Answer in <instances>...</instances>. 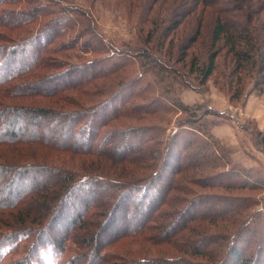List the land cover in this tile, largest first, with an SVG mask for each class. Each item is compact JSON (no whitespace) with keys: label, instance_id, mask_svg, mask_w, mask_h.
I'll list each match as a JSON object with an SVG mask.
<instances>
[{"label":"trees","instance_id":"trees-1","mask_svg":"<svg viewBox=\"0 0 264 264\" xmlns=\"http://www.w3.org/2000/svg\"><path fill=\"white\" fill-rule=\"evenodd\" d=\"M22 1L28 5L27 9L9 11L3 7ZM254 1H231L236 6L233 8L243 11L238 22L222 16L217 9L211 37L213 44L224 40L235 66L241 69L250 65L262 74L257 91L262 93L264 33L257 31L254 22L264 26V19L256 17L264 7L257 11ZM53 3L52 0H0L2 28L23 31L28 24L44 20L39 30L27 37L22 35L0 44V215L10 217L9 222L18 219L7 229L1 227L0 237L11 238L15 248L25 245L29 248L26 254L29 256L12 262L6 260L9 254L0 252V264H32L44 246L64 251L70 244H74L76 252L62 264H264V248L259 249L264 245V219L258 217L255 225L248 220L246 226L242 224L233 231L213 230L220 221L242 214L248 207L246 197L236 199L209 191L183 195L191 190L182 182L186 178L183 174L200 169L205 162L218 160L220 141L210 129L204 131L192 126L195 120H187L165 140L166 127L162 125L111 123L120 117L141 120L166 107L196 117L198 108L194 110L182 101L171 102L172 87L167 95L159 93L149 102L135 103L134 99L147 91L140 87L141 72L118 80L89 104L71 102L68 97L73 96L71 91L85 95L86 99L89 86L116 74L130 57L118 49H102L107 45L105 38L95 33L97 38L86 40H92L93 46L84 41L85 45L79 49L85 52L102 49L104 55L91 61H71L61 67V59H55L53 44L69 30L90 35L86 29L92 16L80 12L83 10L80 8L78 12L65 9L62 3L55 10L51 7ZM225 3L230 2L197 0V5L186 10L179 9V4L176 13H183H179L181 17L175 20L173 28L198 7L216 9ZM226 6L221 8L227 10ZM49 14L58 17L47 18ZM201 29L199 22L196 34L188 43L196 41ZM180 48L184 55L187 48L184 45ZM216 56L215 52L210 53L203 66L191 63L190 71L200 80L198 86L184 73L175 75L181 77L182 85L201 89L215 70ZM145 62L148 61L142 64ZM153 66H157L156 73L161 78H170L167 64L155 60ZM48 69L52 71L43 75ZM29 76L31 81L25 80ZM15 96L45 97L54 105H10L5 101ZM65 104L74 106L65 107ZM184 130H192L190 135L200 133L202 137H189ZM156 150L158 165L153 156ZM223 158L221 154L220 160ZM43 160L46 162L42 163ZM75 162L79 167H74ZM134 169L147 171L127 177L129 170L133 174ZM223 170L230 172L224 185L213 180L217 176L214 173L189 181L201 188L259 185L255 180L248 183L249 179L253 180L251 173L234 165ZM244 178L248 181L244 182ZM28 218L35 223H26ZM117 244L121 249L114 248ZM36 260L41 263L39 257Z\"/></svg>","mask_w":264,"mask_h":264},{"label":"rangeland","instance_id":"rangeland-1","mask_svg":"<svg viewBox=\"0 0 264 264\" xmlns=\"http://www.w3.org/2000/svg\"><path fill=\"white\" fill-rule=\"evenodd\" d=\"M52 1L54 3L51 7L55 10L58 5L62 3L65 9L78 12L77 8H80L83 9L79 10L80 12L89 13V15L92 16V19H90V27L86 29L90 35L84 36V31L77 32L75 30H69L66 35L57 39L53 44L52 49H54L55 52V59H61V67L67 66L71 61L94 60L104 55L101 50H108L106 49L108 47L121 50L130 57V60L123 64L122 68H120L116 74L98 80L96 85L93 83L89 86L86 99L84 98L85 95L77 93L76 91H71V93H73L71 95L73 96L68 95L71 102L81 101L89 104L98 99L101 93L110 90L118 80L134 77L140 72L142 74V84L140 87H144L147 91L142 93L140 97H136L134 99L135 103L146 100L149 102L150 99H154L159 93L167 95V93L170 92V87H172V91L169 93L170 101H182L194 110L198 108V111L195 112L197 115L196 117L192 116L190 112H181L176 108L166 107L159 113L151 114L141 120L120 117L113 120L111 123L115 125H127L132 123L162 125L166 127L165 140H167L168 135H170L174 128L181 123H185L187 120H195L196 122H194L192 126H197L204 131L209 129L212 131L213 126L219 123H229L232 127L231 131L234 133L232 135L234 136L233 142L230 140V143H225L214 135L220 141V147H217V149H219V153H217L219 156H217L218 160L214 156L216 160L213 158V162H205L200 169H192L185 172L183 175H185L186 178H182V182L185 183L187 187H190L191 190H187L186 194L183 195L189 196L192 192L209 191L207 193L221 194L232 198L235 197L236 199L242 196L246 197L248 207L243 213L239 216L235 215L227 221H220L216 227H213L215 231L228 229L233 231L242 224L246 226L248 220H251L249 222L255 225L259 221L258 217H260L262 221L264 219V92H257L260 87L258 85H260L259 80L262 74H258L257 70L250 65L241 69L235 66L233 54L227 51L228 47L225 45L224 40H220L213 44L211 37L215 17L218 14L216 12L217 9L221 12L222 16L232 20V22L240 21L243 11L233 8L236 6L231 3L232 0H227L230 3L223 4V6L227 5V10H224L222 5L221 7L223 8L220 6V8L216 9L204 7L205 10L202 9V7H198L194 13L190 14L188 17L185 16L180 24L173 28L175 20L181 17L178 16L179 13H183L182 11L176 13L177 9L175 10V7L180 4L181 6H179L180 8L178 7L179 9H192V7L197 5V0H158L155 5H153L154 0ZM253 3L257 11H260V9L264 7V0H255ZM27 6L28 5L25 3L23 4V1L3 5V7L9 11L27 9ZM256 15V17L260 16L264 19V10L258 12ZM25 17L29 18V16ZM46 17L56 19L58 16L49 14ZM43 22L44 20L32 22L28 24L26 26L27 28L23 31H13L0 26V44L6 43L7 41L12 42L16 40V38L23 37L22 35L27 37L33 31L39 30ZM199 22H201L202 29L199 32L198 38L196 36V41L193 44L190 42L188 43V41L191 40V36L196 34ZM254 24L259 33H264V26L259 24L256 20ZM95 33L104 37L107 45L101 43L104 46L102 49L95 50L94 48L87 52L83 51L82 48L79 49V46L82 47L85 45H83L84 41L97 38ZM149 35H151V37L148 39ZM87 43H89V46H93L92 40H89ZM182 45L187 48L184 55L180 48ZM89 46L86 47L89 48ZM212 52H215L217 55L215 62L216 67L212 75L207 78L203 88L195 89L182 85V79L180 76L175 75L176 72L184 73L194 85L198 86L197 82L200 80L196 78V73L190 71V65L193 63V65L203 66L207 63V58ZM146 56H150L151 59ZM155 60H160L174 69H168L170 72L169 79L161 78L159 74L156 73L157 66L156 68L153 66ZM141 61L148 62H145L146 64L143 65ZM51 71V69H48L42 73H44L43 75H47ZM31 79L32 76L25 78L27 81H31ZM186 93H192L196 96V99L187 100L184 96ZM32 97L33 98L15 96L5 101L10 105L19 103H26L29 105H54L51 104L52 102L49 98L40 96ZM49 100L51 103H49ZM161 103L162 102H160V104ZM60 105L61 104H55V106ZM64 106L73 107L74 105L65 104ZM184 131L185 134L190 135L192 130ZM189 137H197V139H200L199 137L202 136L200 133L193 132ZM28 148L31 147L28 146ZM158 152L157 150L153 152L155 158L159 157ZM210 152L211 151H208L209 154H211ZM220 153L224 156L223 159L225 160H220ZM61 158L63 159V157ZM28 160L39 163L36 159L28 158ZM66 160L69 161V158ZM50 161L56 165L61 164L58 160ZM44 162L46 161L43 160L42 163ZM157 162L158 160L156 158L155 163L157 164ZM79 165L80 164L75 162L74 167H79ZM232 165L251 173V179L253 180L249 179L248 183L255 180L258 181L259 185L252 186L249 184L247 187L242 188L237 185L235 189H225L222 187L201 188L197 184L190 183L189 181L194 177L210 176L211 173H214L217 176L212 179L215 182L221 181L220 183L224 185V180L228 179L230 172L226 173L223 169H229ZM146 171V169H134L133 174H131L129 170V175L127 177L135 176V174L139 175ZM230 179L233 180L232 177ZM237 180L242 181L240 178H237L236 181ZM243 181H248V178H244ZM216 186L222 185L216 184ZM11 214L13 216L15 215V213ZM3 215L4 214L0 215V228L2 227V229H7L12 222L15 223L16 220H18L16 219L9 222L8 220L10 217L7 219L3 217ZM26 223L32 224L35 222L32 218H28ZM45 229H47V226ZM13 242L11 238L7 239L0 237V252L9 254L6 258L7 261L12 262L16 259L29 256L26 255L29 251L26 245L23 246V248H15L14 245H12ZM114 248L121 249L118 244L115 245ZM263 248L264 245L259 247L260 250ZM41 249L43 250L39 251L38 256L39 259H41V263L39 260H36L38 259V257H36L32 261V264L66 263L76 252L74 244H70L64 251L59 248L52 249L49 245ZM253 251L252 249L251 253ZM145 253L148 252L145 251Z\"/></svg>","mask_w":264,"mask_h":264},{"label":"crops","instance_id":"crops-1","mask_svg":"<svg viewBox=\"0 0 264 264\" xmlns=\"http://www.w3.org/2000/svg\"><path fill=\"white\" fill-rule=\"evenodd\" d=\"M185 98L187 100L192 99L195 100L196 96L192 93H186L184 94ZM232 127L229 123H219L212 128V133L217 138H220L225 143H230L231 140L233 142L234 136H232L234 133L231 131Z\"/></svg>","mask_w":264,"mask_h":264}]
</instances>
